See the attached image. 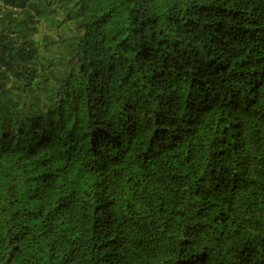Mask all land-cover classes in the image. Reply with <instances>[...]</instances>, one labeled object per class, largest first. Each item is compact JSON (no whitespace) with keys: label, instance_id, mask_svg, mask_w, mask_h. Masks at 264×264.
Instances as JSON below:
<instances>
[{"label":"trees","instance_id":"1","mask_svg":"<svg viewBox=\"0 0 264 264\" xmlns=\"http://www.w3.org/2000/svg\"><path fill=\"white\" fill-rule=\"evenodd\" d=\"M0 264H264V0H0Z\"/></svg>","mask_w":264,"mask_h":264}]
</instances>
